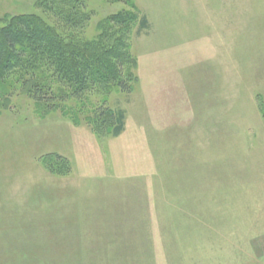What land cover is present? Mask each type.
Listing matches in <instances>:
<instances>
[{"label": "rangeland", "instance_id": "374dc122", "mask_svg": "<svg viewBox=\"0 0 264 264\" xmlns=\"http://www.w3.org/2000/svg\"><path fill=\"white\" fill-rule=\"evenodd\" d=\"M132 1L0 0L115 71L0 77V264H264V0Z\"/></svg>", "mask_w": 264, "mask_h": 264}, {"label": "trees", "instance_id": "16d2710c", "mask_svg": "<svg viewBox=\"0 0 264 264\" xmlns=\"http://www.w3.org/2000/svg\"><path fill=\"white\" fill-rule=\"evenodd\" d=\"M52 1L55 3V0H48L51 3ZM69 1L75 4L83 3V0ZM124 1L128 5L133 3L132 0ZM71 17L68 23L74 19ZM145 23L146 19L142 22L143 26H146ZM104 58L101 53L88 55L75 45L66 43L58 33L45 26L35 16H21L13 24L0 30L1 78H7L17 71L29 73L30 70L39 67L40 61L44 60L51 69H55L54 74L59 80L71 84L75 94L81 95L90 85L106 84L110 78L114 79L115 71ZM39 94L41 93L35 91L37 101L48 105L50 111L53 110L58 99ZM124 122V114L120 113L113 132L115 136H119L124 130ZM94 131L100 134L97 129Z\"/></svg>", "mask_w": 264, "mask_h": 264}]
</instances>
